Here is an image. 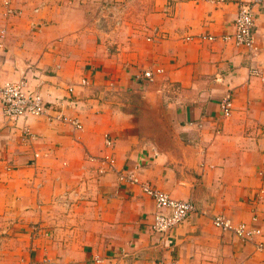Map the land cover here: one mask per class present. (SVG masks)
Here are the masks:
<instances>
[{"label": "crops", "instance_id": "obj_1", "mask_svg": "<svg viewBox=\"0 0 264 264\" xmlns=\"http://www.w3.org/2000/svg\"><path fill=\"white\" fill-rule=\"evenodd\" d=\"M242 1L0 0V83L26 78L55 107L15 122L0 106V264H264V10L255 51L220 39ZM148 109L169 117L167 148ZM121 173L197 213L161 242L153 200ZM217 215H257L262 235L242 242Z\"/></svg>", "mask_w": 264, "mask_h": 264}, {"label": "built area", "instance_id": "obj_2", "mask_svg": "<svg viewBox=\"0 0 264 264\" xmlns=\"http://www.w3.org/2000/svg\"><path fill=\"white\" fill-rule=\"evenodd\" d=\"M7 15H18L16 9L5 3ZM264 10V0L242 1L238 4V13L233 22V32L220 37L224 42H231L236 46L245 47L250 51L256 50L255 29L257 14ZM5 30H0V46L3 47L5 39ZM202 40L211 42L218 38L215 36H201ZM163 73V69L155 67L145 70L139 79L152 82L155 78ZM251 75H259L258 71H252ZM83 85L87 84L83 80ZM72 91V90H71ZM233 96L226 95L221 102V109L224 117H229L233 110ZM0 106L2 115L11 121H18L24 118H42L50 117V113L55 109L53 104L47 101L44 96L36 89L30 87L29 81L22 78L18 81H8L0 83ZM57 119L62 122H69L75 128L81 129V123L78 120H70L68 117L58 115ZM105 145L113 146V140L109 135L105 136ZM38 154H34V158H38ZM104 161L109 168H114L115 159L107 154ZM121 182H126L131 186H140L142 192L150 197L155 204L154 220L151 225V233L158 236L161 242L166 241L169 233L177 226L182 224L186 219L197 213V206L193 200H178L172 198L169 194L161 191L147 182H141L133 174L119 175ZM259 219L257 215L251 217L250 223L234 221L223 215H217L212 218L213 226L223 232L232 233L242 242H252L255 238L262 235V229L258 225ZM258 250L264 251V243H256Z\"/></svg>", "mask_w": 264, "mask_h": 264}, {"label": "rangeland", "instance_id": "obj_3", "mask_svg": "<svg viewBox=\"0 0 264 264\" xmlns=\"http://www.w3.org/2000/svg\"><path fill=\"white\" fill-rule=\"evenodd\" d=\"M150 83H153V82H150ZM85 85L89 86V83L87 82V84H85ZM131 103L135 104V105L137 104L136 101H132ZM136 106L134 107V109L136 108ZM138 113L141 116V118H143V122L146 123L147 126H149V128H150L149 131H154L155 137H157L161 143V147L167 148L168 147V141L171 138V129L167 128V125L169 124L168 123L169 117L166 114L161 113L160 111H158L156 114L153 115V113H151L150 109H148V111L139 110ZM155 116L157 117L158 120L156 119ZM156 124L159 125V127L158 128H152V125H156ZM143 131L145 132V130H143Z\"/></svg>", "mask_w": 264, "mask_h": 264}]
</instances>
